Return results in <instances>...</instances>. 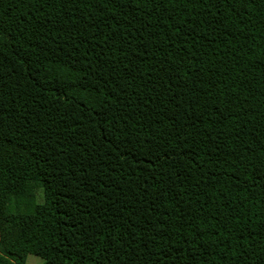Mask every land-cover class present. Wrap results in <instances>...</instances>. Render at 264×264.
<instances>
[{
  "label": "trees",
  "instance_id": "obj_1",
  "mask_svg": "<svg viewBox=\"0 0 264 264\" xmlns=\"http://www.w3.org/2000/svg\"><path fill=\"white\" fill-rule=\"evenodd\" d=\"M30 255L264 264V0H0V264Z\"/></svg>",
  "mask_w": 264,
  "mask_h": 264
},
{
  "label": "rangeland",
  "instance_id": "obj_2",
  "mask_svg": "<svg viewBox=\"0 0 264 264\" xmlns=\"http://www.w3.org/2000/svg\"><path fill=\"white\" fill-rule=\"evenodd\" d=\"M36 193H37L38 202H43L44 201L43 189L41 187H37ZM27 264H43V259H41L40 257H37L35 255H30L28 257Z\"/></svg>",
  "mask_w": 264,
  "mask_h": 264
}]
</instances>
